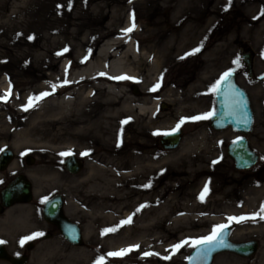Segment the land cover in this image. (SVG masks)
<instances>
[{
    "label": "rangeland",
    "instance_id": "1",
    "mask_svg": "<svg viewBox=\"0 0 264 264\" xmlns=\"http://www.w3.org/2000/svg\"><path fill=\"white\" fill-rule=\"evenodd\" d=\"M206 1L211 0H80L82 5L71 0L69 9V0H0V96L8 92L11 86L10 98L6 103H0V121L6 120L0 124H7L4 129L11 130L7 136L0 135V153L5 149L11 150L14 155L12 163L16 161L13 170L8 167V171L0 173V190L15 176H25L20 167H29L25 159L31 156L34 163L29 168H44L52 174L31 180L37 192L30 205L41 206L42 200L59 194L64 198V214L82 231V243L75 247L69 245L56 228L37 218L33 210L26 217L29 225L19 231L15 230L16 221L4 220L3 214L0 215V242L8 253L19 255L17 251L21 250L20 254H29L27 264H94L100 256L106 258L105 264H128L129 259L152 252L158 255L151 257L171 255L175 259L173 264H185L186 257L194 247L185 245L173 255L170 250L174 245L210 235L214 226L227 224L226 218L229 216H252L259 212L261 204H264V183L261 182L264 176V18L259 20L258 16L264 10V0H231L240 12V18L243 17L235 34L238 40L233 41L232 34L225 37L224 47L202 52L208 22L205 20ZM58 5L61 7L58 8ZM83 7L94 18L107 14L102 24L104 27L109 24L115 31L101 41H95L94 35L100 32L102 25H89L79 33L76 43L72 42V35L50 33L51 28L57 29L67 19L73 24L81 22L85 14ZM133 17L135 28L125 36L134 51L139 54L148 52L157 58L163 55L167 47H173L174 51L172 60L160 67L156 76L153 74L151 78L154 83L149 85L148 70L153 60L146 57L136 60L127 58L136 77L122 80L118 88L134 108L125 119L128 122L119 124V127L125 143L124 150L138 156L132 169L125 173L127 177L118 181L111 192H119L120 195L131 190L133 195L142 190L143 197L153 193V199H159L158 205H162L173 196L174 186L185 178L183 176H191L187 177L190 179L196 176L197 182L209 181L211 184L208 187L221 186L232 191V197L227 200L222 199L220 192H212L205 202L198 203L197 210L204 211L207 225L188 230L177 226L180 228L174 238L165 243L166 230L157 235V240L154 239L157 236L153 235L155 231L143 233L138 248L134 247L137 243L131 238L122 240L124 236L127 237L125 229L136 225L133 224L137 220L135 215L130 223L114 232L116 237L111 239L114 233L101 236L104 226L111 228L116 223L97 222L93 206L87 203L88 200L76 187L78 179L87 178L89 198L95 202L100 199L96 181L101 176L100 168L104 163L97 159L100 153H92L94 140L91 131L80 135L72 129L71 136H66L67 131L55 124V102L48 104L44 110H40V107L34 111L33 107L23 110L27 104L25 97L41 87L46 86L45 92L50 93L48 96L60 100L67 90L57 87L53 91L51 85L57 84L58 78L66 74L64 67H67V76L71 77L79 67L94 61L99 46L118 38L117 31L131 27ZM186 32L187 38L171 39L173 36L181 37ZM239 42H246L254 55L252 76L248 77L246 70L241 68L238 82L250 98L254 122L248 142L259 157L257 164L245 171H236L226 153L227 145L238 138L236 133L231 130L213 132L208 127V120L191 119L212 111L213 94L210 88L222 72L234 69L231 60L235 59ZM197 48L199 52L187 55ZM64 49H67L64 55H57ZM198 79H201V84L192 86ZM157 83L160 84L159 89L150 91ZM133 86H136L137 95L133 93ZM41 103L40 100L37 104L42 106ZM15 111L28 113L15 119ZM182 118L186 122L180 127L182 135L179 147L173 151L164 150L158 143L160 135L172 132ZM51 132L60 134V138L52 139L49 136ZM15 141L19 142L16 148L13 147ZM50 147H66V150L54 154L45 150ZM65 152H70L81 162L78 174H70L64 169V160L70 156L60 155ZM84 152L88 155H81ZM50 159L54 162L49 163ZM213 161L217 163L213 164ZM148 184L150 187H144ZM181 190L183 192L185 188ZM122 202L114 200L110 201V205L113 207ZM125 212L122 210L118 217L130 214L129 211ZM258 223L262 224L259 228ZM232 225L237 229H249V232L244 229L246 234L239 237L233 234L232 240L256 241L255 262H260V253L264 250V220L257 217L252 227L240 223ZM36 233L43 235L21 244L25 237ZM109 239L117 244L113 250H108L111 244ZM27 244L33 245L31 252L26 249ZM162 246L166 249L165 253H157ZM130 248L133 250L123 257H107L109 252ZM232 258L222 253L215 256L213 264H228ZM0 264L9 263L0 261Z\"/></svg>",
    "mask_w": 264,
    "mask_h": 264
},
{
    "label": "bare ground",
    "instance_id": "2",
    "mask_svg": "<svg viewBox=\"0 0 264 264\" xmlns=\"http://www.w3.org/2000/svg\"><path fill=\"white\" fill-rule=\"evenodd\" d=\"M74 1L76 3L78 2V4L80 3V5L83 3L79 2L80 0ZM83 10L85 14L83 18H81V22L73 24L72 21L67 19V21L63 22L57 29L51 28L49 30L50 33L72 35V42L76 43L78 42L79 33L88 28L89 25H102L99 29L100 32L94 35L93 40L95 41H101L115 31V29L111 28L109 24H106L105 27L102 24L106 20L108 16L107 14L94 18L91 14L86 12V8L83 7ZM126 29H128V27L117 31L118 38L111 39L100 45L97 49V55L94 61H90L79 67L73 72L71 77H68L63 73L58 78L57 85H62L59 86L60 90H67L60 100L47 96L41 100L42 106L35 103L32 111L38 107H40V110H44L48 104L55 102V107H52L54 116L56 117L55 124L58 125L61 130L67 131L66 136H71L72 129L80 135L88 130L91 131L92 139L94 140L92 153H100L97 159L102 160L104 163V165L102 164L103 168H100L101 176L96 181L100 199L95 202L93 199L89 198L91 196L89 195L90 191H88V187L86 188L87 178L78 179L76 181V187L81 190L83 196L88 200L87 203H89L90 206H93L94 218L97 222H100V220L107 222V224L115 222V225L110 226L113 228L120 225L121 221L127 220L130 216L132 217L135 215L137 220L133 224L136 225L125 229L127 237L124 236L122 240L125 241L127 238H131V240L135 241L134 243H137L136 246L140 247L141 244L139 240L143 233L155 231L153 235L157 236L163 230H166L167 232L163 239V243H165L174 238L175 232L180 228L177 226H181L182 229L188 230L191 228H201L202 226L207 225L208 220L203 217L205 215L204 211L197 210L199 207L198 203L200 202L198 197L204 189L205 184L209 185L211 183L209 181L197 182L196 176H192V179L187 178L191 176H183L185 178L174 186L173 196L162 205H158L159 199H153V193L143 197L142 190H139V193H134L133 195H131V190V192H123L120 193V195L119 192H111V188H114L118 181L127 177L125 173L132 169L134 166V160L138 156L137 153H130L124 150L125 143H123L124 141L119 124H121L122 121H125L130 110L134 107L122 90L118 88L122 80L116 78L121 76L136 77L133 70H131L129 63H127V58L136 60L141 57H146V59L153 60L152 63L150 61V69L148 70L149 80H147V83L148 85L154 83L153 78L151 77L153 74L156 76L159 73L158 69L172 60V52L174 51L173 47H167L163 55L158 58L153 54L150 55L148 52H142L139 54L132 49L130 44H128V37L125 36ZM182 38H187V32L181 35V37L173 36L171 39L179 40ZM64 53L65 51L63 50L60 56L64 55ZM56 59H58V57ZM66 68L67 67H64V72ZM101 73L104 75H100ZM65 79L69 81L68 84H63ZM200 84L201 79H198L197 82L192 84V86ZM153 85L154 84H152V86ZM45 87H41L38 91L30 93L31 97L39 96L41 93H44ZM29 97H25L24 100L26 103L28 102ZM136 108L137 107H135V109ZM140 109L141 111L143 110L142 108ZM26 113L28 112L15 111L14 118L19 119ZM4 121H0V123ZM6 125L7 124H0V128L2 129L0 130V135L3 134V136H7L11 132L10 129H4ZM49 136L52 139H57L60 138L61 135L51 132L49 133ZM18 144L19 142L15 141L13 147L16 148ZM118 144L119 147L117 146ZM65 148L66 147H50L49 149H44L50 153L57 154L63 150L65 151ZM15 162L9 166L10 170H13L15 167ZM48 162L52 163L54 160L50 159ZM32 166L33 165L29 167ZM29 167L20 168L25 172V176H27V180L30 182L33 178L47 177V175L51 176L52 174L50 170L44 168L31 169ZM6 171H8V169ZM182 188H185L183 192L181 190ZM208 189L209 191L205 196L204 202L212 192H220L223 200L232 197V191L222 189L221 186H215L214 188L208 187ZM33 191L34 193L37 192L36 189ZM114 200L117 202H124L111 207L110 201ZM141 205L146 207L140 208ZM85 206H87V204H85ZM137 208H140L139 212L136 211ZM122 210H126L125 214L128 211L130 214L124 215L121 218L118 217L122 214ZM30 212L27 206L17 207L7 212L4 220H15V230L19 231L29 225L26 217ZM32 212L36 216V213L34 211ZM143 223L147 224L143 225ZM258 224L257 228L262 225L260 223ZM105 227L106 226H104L103 229H106ZM164 227L166 229H164ZM240 230H242V228H240L238 232L236 231L237 235H240ZM112 233L114 232L108 233L106 236ZM115 234L116 233L112 234L111 239L117 236ZM235 237L237 236L235 235ZM157 238L158 236L154 239L157 240ZM111 239H109V242ZM112 241L110 242L111 244L108 250H113L117 247V244L115 242L112 243ZM171 243L172 242L169 244ZM146 247L154 248L152 245H146ZM165 251L166 249L162 246L158 248L157 253H165ZM260 257L261 261L255 262V256L252 260V264H264V250L261 251ZM174 261L175 259L172 256L171 259L164 260L161 259V257H145L144 254H142L136 259H129L127 262L128 264H143L144 262L152 264H173ZM228 264H242V261L232 258Z\"/></svg>",
    "mask_w": 264,
    "mask_h": 264
},
{
    "label": "water",
    "instance_id": "3",
    "mask_svg": "<svg viewBox=\"0 0 264 264\" xmlns=\"http://www.w3.org/2000/svg\"><path fill=\"white\" fill-rule=\"evenodd\" d=\"M250 75L251 63L246 60ZM229 85L231 86L229 88ZM234 90V92H233ZM225 91L229 94L225 95ZM133 93L138 94L136 88L133 87ZM236 100L243 101L244 106L241 111L234 116L226 115L229 111V105ZM215 112L216 115L210 119L209 125L212 130L223 131L231 129L241 137L236 139L237 143H230L227 146L226 152L229 158L233 161L234 168L238 171L248 170L252 168L258 161L257 154L250 148L247 141V136L252 132L253 115L250 107V101L246 92L236 84L234 74L231 76L228 84H225L221 93L215 94ZM245 115L247 123H244ZM182 131L179 129L173 134L163 135L159 138L161 148L164 150L176 149L181 141ZM13 154L10 150H5L0 155V172L4 171L8 163L11 161ZM28 165L33 163L30 157L26 158ZM65 169L70 174H77L81 169V164L75 157L70 156L64 162ZM261 182L264 183V176L261 177ZM31 185L24 176H17L11 183L5 187L1 193V201L4 207H10L15 203L29 202ZM63 200L60 195H55L48 200L43 207L44 219L55 225L60 235L67 243L73 246H79L82 243V234L80 227L69 221L62 213ZM230 226L227 229L226 243L227 247L215 248L207 254L206 258L201 254V247H194L188 255L185 264H212L213 258L223 252H232L243 256H252L257 248L256 241L246 243H234L229 239ZM0 261H7L11 264H25V258L11 257L6 252L5 248L0 245Z\"/></svg>",
    "mask_w": 264,
    "mask_h": 264
},
{
    "label": "snow or ice",
    "instance_id": "4",
    "mask_svg": "<svg viewBox=\"0 0 264 264\" xmlns=\"http://www.w3.org/2000/svg\"><path fill=\"white\" fill-rule=\"evenodd\" d=\"M131 2V0H130ZM229 3H231V0H229ZM58 8L61 7L60 5L57 6ZM69 9L71 8V0H69V5H68ZM261 15H264V10L261 11ZM135 28V23H134V17H133V22L131 27H129L128 29L125 30V34L130 33L133 31V29ZM28 39H32V37H28ZM64 51H67V49H64ZM200 49L197 48L195 49L193 52L187 53V55H193L195 54V52H199ZM61 53H57V55H60ZM183 59V57L181 58ZM233 64L236 65V67H239V58H237L236 60L233 61ZM66 71V76H67V69ZM235 71V69L229 70L224 72L220 78L211 86L210 91L212 93L215 94H219L222 91V88L225 84H228V82L230 81L231 76L233 75V72ZM100 75H104L103 73H101ZM110 79H112L111 77H109ZM116 79H120V80H127L130 79L127 76H121V77H117ZM69 81L67 79L64 80L63 84H68ZM59 86L62 85H57V84H52L51 87L53 89V91H55V89ZM160 84L157 83L156 85H154L150 91L155 92L159 89ZM231 86L229 85V88ZM234 92V90H233ZM50 93L48 92H44L41 93L39 96H35V97H29L28 98V102L26 104V106H24L23 110L27 111L30 107H34L35 103H38L40 100L44 99L45 97H47ZM229 93L227 91H225V95H228ZM11 96V86H9V91L4 93L2 96H0V103H6L8 101V99ZM244 106L243 101L240 100H236L233 104L229 105V111L226 113V115L229 116H234L236 115L237 112L241 111L242 108ZM216 115L215 111H209L207 113H204L202 115L199 116H195L192 117L191 119L194 121H200V120H210L212 119L214 116ZM128 121H122V125L127 123ZM185 118H182L177 124L176 127L172 130L171 133H164V135H170L175 133L176 131L179 130V128L185 123ZM244 123H247V118L245 115V119L243 120ZM160 133H153V135H158ZM238 141H234V143H237ZM119 147V144L117 145ZM60 155L62 156H68L71 155L70 152H65V153H60ZM81 155L86 156L88 155L87 152L81 153ZM217 163V161H213V164ZM144 187H150V184L145 185ZM209 189H208V185L205 184L204 189L201 191L198 199L203 202L205 199L206 194L208 193ZM41 203H44V201L42 200ZM144 207V205H141L140 208ZM140 208H137L136 211L139 212ZM257 217L260 220H264V204H261L259 212L253 214L252 216H229L227 217V224H219L216 225L212 228L211 234L208 236H205L201 239L195 240V241H182L181 243H178L176 245H174L172 247L171 254H175L176 252H178L182 247H184L185 245H189L192 247H201V254L206 258L207 254L210 253L211 251H213L215 248H219V247H227L228 244L226 243V235H227V229L229 228V226L232 223H242V222H246L248 220H252L253 222L257 219ZM132 217L130 216L127 220H123L120 222V225L113 227V228H106L104 230H102L101 232V236H104L108 233L111 232H115L118 230L119 227H122L123 225H126L128 223L131 222ZM43 235V233H36L33 236H29V237H25L24 240L21 241V244L23 245V243L27 240H31L34 239L37 236H41ZM2 243V242H0ZM135 248H138L139 246H134ZM133 249H121L118 252H109L107 253V257H122L124 255H126L129 251H132ZM151 255H158L156 253H150V252H146L144 253V256H151ZM161 259L164 260H169L171 259V255L169 256H165V257H161ZM94 264H105V257L104 256H100L97 258V260L94 262Z\"/></svg>",
    "mask_w": 264,
    "mask_h": 264
},
{
    "label": "flooded vegetation",
    "instance_id": "5",
    "mask_svg": "<svg viewBox=\"0 0 264 264\" xmlns=\"http://www.w3.org/2000/svg\"><path fill=\"white\" fill-rule=\"evenodd\" d=\"M205 10H206L205 11V17H206L205 20L208 21V22H207L206 31H205L206 37L204 38V41H203L202 52H208L209 50L213 51L218 46L224 47L225 46L224 41H225V37L226 36H231L232 34H234L233 41H236V38L238 40V36H236L235 34L237 33V30H238L239 21L241 19H243V17L240 18L241 17L240 12L237 11V9L235 8V3L234 2L231 1V3H229V0H211V1H206L205 2ZM258 18H259V20H262L264 18V15H261V12H260V15L258 16ZM238 45L240 47H237V54H236L234 60L239 58V67H236V65H235V67H234L235 71L233 72V74L235 76V80H236L237 84L240 85L239 82H238L239 81L238 77L240 75V70H241V68H244L246 70V74L248 75L249 70H248V67L246 65V60L249 59L250 62H251V66H252V59H253L254 55H253V52H252L251 48L249 47V45L246 42H241V43L239 42ZM234 60H231L232 64H233ZM224 72H222V74ZM251 74H252V70H251ZM220 76H217L218 79L220 78ZM248 77H250V76L248 75ZM216 81L217 80H214V83ZM212 94H213V98H214L215 93H212ZM213 111H214V104H213ZM208 122H209V120L207 121V123ZM10 165H11V163H10ZM10 181L7 182L5 184V186L7 184H9ZM31 185H32V198H31V202H29V203H16V204L12 205L10 208H5V207H3L2 202H1V198H0V215H3V214L5 215L10 210H13V209H15L17 207L27 206L28 209H29V212L33 210L36 213V217L42 220L43 219L42 207H43L44 203H42L41 206L40 205L31 206L30 205L32 203V201L34 200V198H35L34 197V191H33V190H35V188L33 186V183H31ZM43 221H45V220L43 219ZM253 223L254 222L246 221V222H242L240 224H244L245 226L249 225V226L252 227ZM46 224H48V223L46 222ZM48 225L56 228L54 225H51V224H48ZM244 229H247V227H244ZM244 229L240 230V232H239L240 235L246 234ZM238 230L239 229H237V226H234V225L231 224V229H230V237H231V239H232V235L233 234H234V236L236 235L237 237L240 236V235L236 234V231L238 232ZM247 230L249 232V229H247ZM232 241L236 242V243H246V242H249L251 240L250 239H245V240H239V241H234V240H232ZM28 247L31 248V250H29L28 252H31L32 249H33V245L32 244H27L26 248H28ZM257 249H258V245H257L256 251H257ZM256 251L254 252V254L252 256H249V257L248 256L239 255V254H235V253H225V254H229L232 257H234L235 259H237L238 261H242V264L243 263L244 264H252V260L256 256L255 253H257ZM17 252L19 253V255H17V256L24 257L26 260L29 259V254L28 255L20 254L21 250H18ZM213 262H214V259H213ZM213 262H212V264H213Z\"/></svg>",
    "mask_w": 264,
    "mask_h": 264
}]
</instances>
